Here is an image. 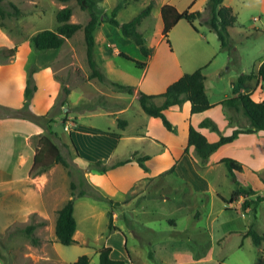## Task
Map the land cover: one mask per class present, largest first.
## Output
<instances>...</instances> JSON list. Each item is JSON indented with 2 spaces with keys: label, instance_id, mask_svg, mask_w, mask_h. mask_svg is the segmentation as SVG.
I'll return each instance as SVG.
<instances>
[{
  "label": "rangeland",
  "instance_id": "1",
  "mask_svg": "<svg viewBox=\"0 0 264 264\" xmlns=\"http://www.w3.org/2000/svg\"><path fill=\"white\" fill-rule=\"evenodd\" d=\"M120 1L105 0L104 3L109 6L107 10L110 12ZM149 1L129 2L118 12L117 19L121 22L129 21ZM167 1H176L182 10L187 0H154L151 13L138 25V30L148 39L147 45L154 50L152 56L150 55L152 64L147 70L151 76L147 78H154L165 68L176 67L177 60L181 57L182 60L188 59L189 69H198V63L206 65L202 72L208 75L206 85L212 101L217 98H233L246 90H252L254 100H263L264 83L260 84L256 71L264 60V0L232 2L239 14L237 24L229 28L231 48L221 49L217 35L209 33L208 29L196 23L198 32H192L190 46L183 45L178 37L173 38L176 51L172 50L171 43L159 37L162 19L158 8ZM5 2L4 6L8 12H13L10 6V3H13L22 14L6 20L7 31L14 35L17 42L45 29L54 30L58 25L57 0ZM67 4L73 11L71 22L84 25L88 14L82 11L75 1ZM210 8L206 0V6L201 11L203 13L197 18L200 23H207ZM98 10L105 12V8L99 6ZM185 22L186 20L178 25L174 35L183 33L184 25L189 30V25ZM103 26L104 23H101L98 31H95L97 64L101 62L97 60L99 54L104 53L103 49L108 50L107 41L113 49L135 55L138 47L132 41L129 46L123 45L120 42L123 36L117 28L115 29L119 38L110 35L107 39H102L105 33ZM183 48L184 51L181 52ZM213 55L215 57L212 60ZM49 59L55 78L60 84L59 95L48 114V117L55 119L52 124L55 132L52 131L59 137L53 134H50V137L60 147L70 166L66 168L55 164L35 176H29L28 172L24 171L12 180L0 184V264H72L81 255L89 257V264H97V251L109 246L118 252L121 239L129 254L131 252L134 264H146V260H153V256L149 258V252L155 250L160 253L166 249L183 253V261L191 250L193 257L200 259L197 264H217L219 261L224 264H264V241L256 247L251 238L244 235L253 223L254 229L259 234H264V200L256 204L255 210L253 206L243 210L242 203L245 198L242 196L224 207L221 198L228 200L235 186L223 164L206 168L200 161L195 163L194 172L189 169L190 164H185L178 173L162 174L155 180L148 178L145 183L139 178L146 172L133 160L120 169L104 174L85 171L88 162L91 159L96 160L95 157L102 153L99 148L102 142L98 135L95 138L84 137L81 133L86 130L82 126L90 123L97 129L109 127L115 130L112 118L124 120L126 113L122 110L126 108L132 111L135 103L142 110L137 99V90H134L132 95L117 91L110 85L111 80L105 74L104 82L89 77L91 70L86 59L82 29L66 39L61 48L51 51ZM113 62L116 68L114 79L133 82L141 73L133 62L122 57H113ZM100 70L102 71L101 67ZM241 74H251V78L239 89L237 80ZM211 84L215 89H210ZM63 87L68 89V94H65ZM227 111L233 116L231 109ZM239 112L242 114L238 125L248 127V121L243 120L246 118L243 110L240 109ZM3 113L4 109L0 106V118ZM48 117L42 121L43 124ZM140 121L143 129L146 125V130L151 135L161 141L165 140L167 129L160 119L141 115ZM71 122L77 123L81 128L80 132L77 131L72 136L80 158L70 144L68 134L73 131L63 129L65 123ZM131 131L135 132L134 124ZM44 134L49 135V132L45 131ZM18 136V141L23 142V164L26 165L32 159L39 135ZM180 136L182 135L179 133V138ZM135 149L152 153L160 148L153 142L125 137L118 145V150L121 151L116 157L121 160L138 157L131 156ZM102 157L104 154L98 159ZM116 161L120 160L111 158L105 163L110 165ZM160 164H165V160L158 159L154 163L155 166ZM242 172L238 176L241 184L256 190L257 195L264 196V186L258 181H264V174L254 175L249 170ZM198 177L204 178L205 182L201 183ZM2 179L3 176H0V181ZM190 181H193L194 186L198 185V191L188 188L187 183ZM81 190L86 194L79 197ZM71 194L77 229L74 235L75 243L65 246L57 241L54 229L57 211L71 198ZM255 198L256 195L249 197ZM29 225L36 226V244L32 243L24 231ZM124 246L121 248L126 251Z\"/></svg>",
  "mask_w": 264,
  "mask_h": 264
},
{
  "label": "crops",
  "instance_id": "2",
  "mask_svg": "<svg viewBox=\"0 0 264 264\" xmlns=\"http://www.w3.org/2000/svg\"><path fill=\"white\" fill-rule=\"evenodd\" d=\"M96 1L99 7H102L103 9L105 8V12H109L107 10L109 6L107 7L104 3L105 0H96ZM233 1L234 0H223V5L230 6L238 18L239 12H237L234 6L232 5ZM166 3L176 7V9L179 12L188 10V12L200 11V13H203L201 11H203L204 6H206V0H187L185 6L183 7L184 9L182 10L180 9V7H178L179 5L177 4L176 1H173V3H169L167 1L164 4ZM5 4H6L5 0H3V7L6 9V6H4ZM66 5L68 4L59 2L58 9H61ZM162 5H160V7L158 8L159 14ZM182 21L185 20L182 19L179 20L170 29L168 33L167 38L169 39V43H171L172 50L175 49L174 51H176V44L174 42V39H176V37L180 39V42L183 45L187 44V47L191 45L192 35H193L192 32L194 33L198 32L196 23L208 29L209 33L213 32L209 29L207 24H202L200 23V19H196L193 21V25L194 27H196L197 31H195L193 27L186 21L185 23L189 25V27L187 26L189 30H187L186 26L184 25L185 28L183 33L180 32V34L174 35L175 34L174 31L176 30L178 25L182 23ZM103 27L104 28L102 30L105 31V33L102 39H107L110 35L112 36L116 35L119 38V35L117 34L115 27L105 23ZM162 29H163V25L161 30L159 31V37L161 40H165L166 42L167 40L162 34ZM229 30L230 29H228V31ZM97 31L98 28L96 29V32ZM32 36L33 34L17 42L15 40L14 35L0 28V48H13L14 46H17L16 53L13 56L8 58L0 57V106L12 108V109H18L22 107L24 101V89L26 85L28 69L31 66H33L36 68L33 77L37 89L30 99L29 108L36 115H45L48 114L52 109L59 95V90H60V84L55 78V72L51 65V59H49V55L51 54V51H55V50L51 49L41 52L36 51L30 42V38ZM94 37L96 38L95 33H94ZM121 39H123L120 41L123 45L125 46L130 45L131 43L130 39L124 37ZM145 40L147 43L148 39L145 38ZM106 47L108 50L103 49L104 53L99 54V57L97 59L101 61V62L98 61L99 62L98 65L99 67H101L103 74H105L107 78L110 79L112 82H116L123 85L134 86L135 90L142 91L148 95H157L163 93L168 87V85L179 79L183 74L191 73L193 72V70L194 71L196 70V69H189L188 59L182 60L180 57L177 60L176 67L165 68L162 71V73H159L160 76H158L159 75L158 74L154 78H147L151 76L148 75L147 70L152 64V58H151L152 55L149 57H145L138 49L135 52V55H129V56L137 61L146 62L147 64L145 68L144 69L139 68L141 70V73L133 82L121 81L119 79L113 78V76H116L115 74L116 68L114 67L115 64L113 62V57L119 56V52L121 51L118 50L117 48L113 49L108 41L106 42ZM109 51L111 54H109ZM183 51L184 48L182 49L181 52ZM185 57L187 58L188 56ZM214 57L215 56L213 55L212 60ZM133 64L135 65V63ZM198 64H199L197 65L198 68L203 67L204 69L206 66L204 63H198ZM204 75H205L204 89L210 103L212 104V107L203 112L192 114L190 113L189 102L186 99H184L180 105H175L166 109L164 111V114L174 126V130L173 131L167 130V134H166L167 136L165 140L161 141L156 137H154L153 135H151V133L148 130H146V125L144 129L142 128V125L140 124L141 123L140 116L147 114L143 110H141L136 105V103L133 104L132 111H129L126 108L122 110L123 113H126L125 114L126 117L123 120L125 123H123L122 126H119L118 120L112 118V122H113L112 125L113 128H116L115 130L114 129L111 130L109 127H105V129L103 127H100L101 129H97L95 125H92L90 123L86 124L85 126H82V128L86 130V132L83 131L81 133L84 135V137L95 138L98 135L99 138L101 139L102 143L100 142L101 144L99 145V148L101 149L102 153L97 155L95 159L108 161L111 158H117L121 160V158L116 157L122 150V149L118 150V145L120 141L125 137L138 138L140 139V141H149L156 143L160 148L156 151H152V153H146L145 151H139L136 149L133 151V153H131V156L133 155L138 157L141 156L149 157L145 161V165L148 167L147 171L143 170L139 166L143 171L146 172L143 177L139 178L143 180L144 183L145 180L148 178L149 180L158 179V177H161L162 174H166L167 172L165 173V171L173 165H174V170L170 172V174H173L174 172L176 173L180 172L185 164H190L189 169L192 172H194L196 169L195 163L200 162L201 159L195 153L194 147L187 145V129L189 124H191L203 135H205L208 141L210 142L217 141L220 137V134L230 135L234 129H238L240 128L239 126H242V125H238V120L239 119L241 120V114H242L241 112L239 111L236 112L234 114L236 118L234 120H231V115H229L227 111L228 110L227 107L223 104V101L225 99L217 98L216 100L213 101L210 99L206 85L208 75L206 73H204ZM262 83L263 82L260 80V84ZM210 89L211 90L215 89L213 84H211ZM241 91H244V89H241ZM249 91L252 92V90ZM251 97H253L252 94ZM154 101L157 105H160L163 102V99L155 98ZM155 119H159V118H155ZM205 119H211L217 125L219 132L212 130L211 127L209 126H201L200 123ZM243 120H247V119L245 118ZM132 124H134L135 132L131 131ZM80 129L81 128L78 125V130L68 134L69 138L72 140V136L75 134V132L77 131L80 132ZM52 130H53V125H52ZM87 131H90L88 133L95 132V135L92 133L93 137H90L87 134H85L87 133ZM43 133H45V130L41 125L31 122L27 119H22L17 117L0 118V176H3V179L0 181V184L6 182L7 180H12V178H15V176H17V174L21 172L24 171L29 172L32 166L34 154L32 156V159L29 160L26 165L23 164L22 155H23L24 146L21 140L18 141L19 139L18 135L32 136V135H40ZM179 133L180 135H182L180 136V138H179ZM101 154H104V157H102V159H98L101 156ZM223 157H230L241 162L244 165L243 172L245 170H249V172L254 175L264 174V130L255 133L239 134L235 140L220 146L216 151H214L207 158V160L203 162V165L205 164L206 168H209L211 166L212 167L218 166L220 165L219 163L220 159H222ZM158 159L165 160V164H160L159 166H155L154 163ZM96 160L91 159V161H96ZM21 164L23 165L20 167ZM123 166L116 167L110 171L120 169ZM239 174L240 172L236 173V178L238 180H239L238 178ZM198 179L201 183L205 182L204 178L198 177ZM199 181H194V182L200 183ZM258 181L262 182L261 185L264 186V183L261 179L260 180L258 179ZM187 184L189 185L188 188L191 189L192 191L194 190L198 191L196 190L198 189L196 188L198 187V185L194 186L193 181H190ZM131 187L132 186H130V188ZM254 195H257V193H255ZM223 204H224L223 206L225 207V204L227 203L223 202ZM177 242L183 243L181 241H177ZM122 246H124V241L121 239L119 251L115 252L112 249L110 254L111 257H113L114 259L122 260L124 264H126L127 262L129 264H134V262L131 259L132 257L131 252L129 254L130 255L129 257L127 251H124L121 248ZM174 250L175 249L173 250L166 249L163 250L164 253L162 251L160 253L155 250L153 252L151 251L153 260L152 261L146 260L145 262L146 264L147 263L148 264H183V263L197 264L198 261L200 260V259H195L193 257V253L191 252V250H189V253L186 255L187 258L183 261L182 258L184 257V254L176 250L174 252ZM176 252H178V255L176 254Z\"/></svg>",
  "mask_w": 264,
  "mask_h": 264
},
{
  "label": "trees",
  "instance_id": "3",
  "mask_svg": "<svg viewBox=\"0 0 264 264\" xmlns=\"http://www.w3.org/2000/svg\"><path fill=\"white\" fill-rule=\"evenodd\" d=\"M61 3H69L70 1H75V3L80 7L82 11L88 14L86 23L84 25L79 23L71 22V17L73 14L72 7L66 5L65 7L59 9L56 12L57 27L54 30L45 29L37 32L30 38L31 45L36 51H47V50H57L62 47L65 40L72 37L78 30L82 29L84 40L86 44V59L88 66L91 70L89 75L90 78H97L99 81L104 82L106 78L103 72L100 70L99 65L96 62L95 56V37L94 33L101 23L109 24L117 28L124 38H128L138 47L143 56L149 57L153 53V48L149 47L146 43L145 37L138 30V25L141 21L147 17L153 8L154 0H150L140 12H138L132 19L127 22H121L117 19L118 11L127 5L129 2H136L140 0H121L118 2L109 13H101L98 10V5L95 0H57ZM210 8V18L207 21L209 29L216 33L218 40L220 41L221 49H228L230 47L229 43V31L228 29L234 27L237 24V15L233 12L230 6L223 5V0H208ZM13 12H8L3 7V0H0V28L7 31L6 20L11 17H18L21 15L20 10L13 3H10ZM160 16L162 19V34L169 43L168 33L170 29L181 19L186 20L195 31L196 27L193 25V21L201 16L200 11L188 12L185 10L179 12L176 7L171 4H164L160 8ZM9 32V31H8ZM17 46L13 48H0V57L8 58L16 53ZM119 57L129 60L140 68L144 69L146 62H140L124 52H119ZM36 68L30 67L28 69V75L26 79V85L24 89V101L21 108L12 109L7 107H2L4 113L2 117H18L27 119L31 122L41 125L48 134L39 135L37 145L35 147V152L33 156L32 166L28 172L29 176L39 175L47 169L51 168L55 164H61L62 166L68 168L70 165L65 159L60 147L53 141L50 134L58 136L57 133L52 131V124L55 123L53 117H48L45 115H36L31 112L29 105L30 99L37 87L35 85L33 74ZM203 67L196 69L191 73L183 74L179 79L172 82L166 90L157 95H148L142 91H137V99L142 110L150 117L159 118L162 125L168 130L173 131L174 126L167 119L164 111L172 106L180 105L184 99H186L190 104V113L203 112L212 107L204 89L205 75L203 74ZM256 76L264 83V60L260 63L256 71ZM251 78V74H241L237 80L238 88H243L246 80ZM110 85L117 91L126 92L127 94H134L135 87L129 85H123L116 82H109ZM65 94H68V89L63 87ZM155 98H162L163 102L160 105L155 103ZM64 102H62L63 104ZM223 104L228 108V110L233 111V116L231 120L235 119L234 114L240 109L243 110V114L248 121V127L239 126L240 128L234 129L230 135H221L217 141L210 142L200 131H198L191 124L188 125L187 129V145L193 146L195 153L199 156L202 162L207 160V158L216 151L220 146L230 143L237 138L241 133H255L264 130V99L256 101L251 97V92L246 91L244 93H239L236 97L228 98L223 101ZM48 117L46 123L43 124V120ZM125 123L123 120H119V126ZM201 126H209L212 130L219 132L217 125L211 119H205L200 123ZM94 134V132H92ZM59 137V136H58ZM70 144L76 152L79 158V153L74 146L72 140L69 138ZM186 151V150H185ZM148 156L132 157L125 160L116 161L112 164H106L103 160L89 161L85 171H96L99 173H107L110 170L123 166L135 160L137 164L145 171L148 167L145 165V161ZM223 164L229 176L234 183V190L230 198L224 199L222 201L225 203H233L238 200L239 196L245 198L242 203L243 210H248L252 206L254 207L257 203L264 200V196L256 195L255 199H249L251 195L256 192L250 187L243 186L239 180L236 178V173L242 172L244 165L230 157H223L219 161ZM174 170V165L165 171V173H170ZM264 183V181H263ZM71 188L74 189V185L71 184ZM86 194L84 190H81L78 194L82 197ZM73 194L71 198L68 199L62 207L57 211L56 223H55V236L57 241L65 246H69L75 243L74 234L77 229V221L74 216V202ZM230 210L229 208H226ZM256 218H254L255 220ZM35 225H29L25 228L26 235L31 239L32 243H37V238L34 236ZM110 227V224H109ZM112 228V227H111ZM246 237H250L254 246L258 247L264 241V234H259L256 229H254V223L250 226L246 232H244ZM126 251L127 247L125 246ZM112 248L102 247L98 253V263L97 264H124L122 260L111 258ZM129 254V252H128ZM149 258H152V253L149 252ZM89 257L87 255H81L72 264H89ZM217 264H224L223 261H219Z\"/></svg>",
  "mask_w": 264,
  "mask_h": 264
},
{
  "label": "built area",
  "instance_id": "4",
  "mask_svg": "<svg viewBox=\"0 0 264 264\" xmlns=\"http://www.w3.org/2000/svg\"><path fill=\"white\" fill-rule=\"evenodd\" d=\"M63 129H64L65 131H68V132L76 131V130H78V124L75 123V122H71L70 124H69V123H65V124L63 125ZM85 134H87V135L90 136V137L93 136L92 133H88V132H87V133H85Z\"/></svg>",
  "mask_w": 264,
  "mask_h": 264
}]
</instances>
